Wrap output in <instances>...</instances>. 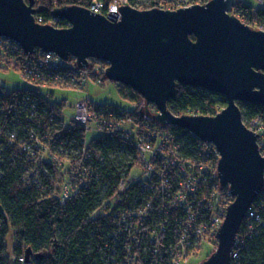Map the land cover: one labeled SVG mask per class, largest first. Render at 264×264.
<instances>
[{
    "label": "trees",
    "instance_id": "1",
    "mask_svg": "<svg viewBox=\"0 0 264 264\" xmlns=\"http://www.w3.org/2000/svg\"><path fill=\"white\" fill-rule=\"evenodd\" d=\"M35 1L36 17L49 23L54 8L90 7L95 0ZM97 1L107 10L116 0ZM177 1L126 3L148 9L170 8ZM233 12L252 27L264 25V6L240 0ZM52 61L40 48L26 54L0 38V71L16 70L27 80L22 87L0 88V264H10L11 258L12 264H183L205 242L212 252L218 245L213 218H221L233 200L216 175L215 145L160 123L155 105L148 107L139 92L117 82L131 106L88 98L92 111L112 114V127L87 139L83 127L66 118V99H56L55 91L82 88L84 77L107 80L93 68L108 64L93 60L84 75L75 58L57 66ZM226 105L225 96L184 84L169 101L176 114L214 115ZM239 105L247 125L264 122L261 104ZM261 134L264 154V129ZM142 139L152 149L139 159ZM254 207L264 220V188ZM238 237L232 264H264V223L246 219ZM28 248L30 261H20Z\"/></svg>",
    "mask_w": 264,
    "mask_h": 264
},
{
    "label": "water",
    "instance_id": "2",
    "mask_svg": "<svg viewBox=\"0 0 264 264\" xmlns=\"http://www.w3.org/2000/svg\"><path fill=\"white\" fill-rule=\"evenodd\" d=\"M239 1L208 0L177 9L124 3L108 16L64 5L52 11L69 23L60 27L36 20L35 0H0V37L17 42L26 54L41 48L64 60L75 58L83 69L90 59L106 62V77L139 92L148 107L155 105L157 121L215 144L218 177L233 200L219 227L218 245L201 264H232L242 224L264 188L259 135L246 125L239 105L264 108V29L233 12ZM178 84L223 95L227 105L214 115L176 114L169 101ZM31 255L28 248L27 262Z\"/></svg>",
    "mask_w": 264,
    "mask_h": 264
},
{
    "label": "built area",
    "instance_id": "3",
    "mask_svg": "<svg viewBox=\"0 0 264 264\" xmlns=\"http://www.w3.org/2000/svg\"><path fill=\"white\" fill-rule=\"evenodd\" d=\"M260 2H264V0H259ZM127 0H116L114 1L113 3H111L109 5V7L107 8V10L104 9V3L101 2V1H97L95 0L94 3L89 7L91 10L93 11H96V12H100V13H103L105 15L108 16V14L111 12V11H117L119 13V7L126 3ZM194 3H191V2H187L186 0H178L175 5H173V7H170L171 9H177L179 7H184V6H189V5H192ZM56 18H53V20L49 23H52V24H55V20ZM36 20L38 22H42L43 21V18L42 17H36ZM254 28H257V29H264V25H260L258 27H254ZM0 38H3L5 40H9V41H12V42H15L9 38H5V37H0ZM20 48H22L17 42H15ZM41 49V48H40ZM42 50V49H41ZM24 51V50H23ZM43 51V50H42ZM45 52V51H43ZM46 53V58L48 60H51L53 59V64L55 66H57L59 63H61L62 61H64V59H62L61 57L57 56L55 53L53 52H45ZM54 57H56V59H54ZM93 60H96L98 62H103V61H100V60H97V59H90V66L88 68H80L83 72V74H89L88 72V69L91 68L92 64L94 63ZM78 66V65H77ZM108 65H104L102 66L101 63H97L94 68H93V72L97 73V74H100L102 71L103 73L105 74V70L107 68ZM58 78V77H56ZM97 82H101L100 79H97L96 80ZM89 82V80L87 78H83V81H82V88L86 87L87 86V83ZM65 106H66V103H65ZM34 107V105H33ZM65 109V107H64ZM75 115L68 118L65 114V111H64V115L66 116V118L68 120H71L73 122H75L76 124H79L80 126L83 127V129L86 131L87 133V130L88 129H92V130H95L97 132H101V131H106L108 129H110L112 127V121L110 120L112 114L109 113L108 115L105 114V112L103 111H92L91 109V103H90V100L89 99H83V100H79L75 103ZM189 114H193V113H189ZM260 119H254L251 123L252 125L249 126L247 125L250 129H252L253 131H255L256 133H258L259 135V138H258V143H259V147H260V150H261V153L263 154L262 152V143L260 141V138L262 136L261 132H262V129H264V122H260L259 121ZM245 122V121H244ZM246 123V122H245ZM211 143V142H210ZM214 144V143H213ZM215 145V144H214ZM137 147L138 149L142 152L141 153V156H139V159L140 158H143L145 156V152H148L150 151L152 148L150 146V144H148L144 139H142L140 142L137 143ZM216 147V146H215ZM217 150V148H216ZM217 154H218V158H219V152L217 150ZM264 155V154H263ZM216 175L218 177V160H217V163H216ZM219 178V177H218ZM220 180V179H219ZM221 184V183H220ZM222 186V185H221ZM224 187V186H222ZM263 190V189H262ZM262 192V191H261ZM260 192V194H261ZM229 193L231 195V192L229 190ZM259 194V195H260ZM258 195V196H259ZM232 196V195H231ZM233 197V196H232ZM257 199V198H256ZM256 201V200H255ZM255 201L253 202L252 206L249 208L248 210V214H247V217L245 218L246 219H249L251 217H253L256 221H259L260 223H264V220H262L263 216L260 212H258L255 207H254V203ZM232 201L228 199V201L226 202V206L224 207V213H223V216L221 218H219L218 216H215L213 218V222H212V226L216 227V237H217V241H218V230H219V227L221 225V223L223 222L225 216H226V212H227V207L229 206V204L231 203ZM244 220V221H245ZM247 223V221H246ZM240 234V233H239ZM239 236V235H238ZM240 243V239L238 237L237 239V242H236V247L234 248V251H233V256H232V263H233V257H237L238 256V245ZM26 257L25 256H20L19 257V260L20 261H25ZM183 264H184V261H183Z\"/></svg>",
    "mask_w": 264,
    "mask_h": 264
},
{
    "label": "rangeland",
    "instance_id": "4",
    "mask_svg": "<svg viewBox=\"0 0 264 264\" xmlns=\"http://www.w3.org/2000/svg\"><path fill=\"white\" fill-rule=\"evenodd\" d=\"M249 3L255 6H264V2H260L259 0H247ZM27 80L16 70L9 71H0V88L4 87L7 89H13L25 86ZM55 98L62 101L65 100V114L68 118L75 115V103L79 100L88 99L97 102V103H109L116 104L123 107H130L131 100L123 97L119 91L118 85L116 82L111 81L109 79L103 82L97 81H89L87 86L84 88H59L55 91ZM65 98V99H64ZM97 132L92 129H88L86 136L87 139L96 135ZM217 247V246H216ZM215 247V249H216ZM8 248L9 252H12L13 242L12 236H9L8 239ZM211 247V245L207 242L204 243L202 249H200L197 253H194L187 257L184 260V264H201L204 259L215 250Z\"/></svg>",
    "mask_w": 264,
    "mask_h": 264
}]
</instances>
